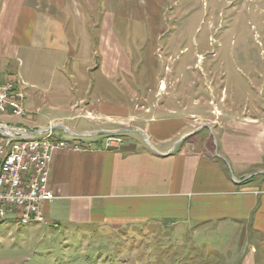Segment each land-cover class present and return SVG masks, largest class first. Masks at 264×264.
<instances>
[{"label": "crops", "instance_id": "crops-1", "mask_svg": "<svg viewBox=\"0 0 264 264\" xmlns=\"http://www.w3.org/2000/svg\"><path fill=\"white\" fill-rule=\"evenodd\" d=\"M80 1L87 28L74 35L66 17L73 0H0V79L14 72L26 102L22 66L37 43L50 42L47 57L59 81L47 88L52 104L67 111L46 122L27 117L32 127L16 126L54 131L61 125L56 136L95 144L55 151L49 186L56 199L43 207L46 223L137 228L160 222L198 238L214 231L217 236L190 246H231L241 252L236 264H259L251 250L264 247V179L251 177L264 174V117L215 116L208 124L198 117L197 82L186 86L169 77L156 83L149 77L159 67L154 55L145 53L141 61L122 49L115 26L124 10ZM91 12L100 20L90 29ZM36 51L33 57L45 58ZM166 71L160 72H173ZM110 133L123 135L124 143L102 147ZM203 135V145L193 146Z\"/></svg>", "mask_w": 264, "mask_h": 264}, {"label": "rangeland", "instance_id": "rangeland-1", "mask_svg": "<svg viewBox=\"0 0 264 264\" xmlns=\"http://www.w3.org/2000/svg\"><path fill=\"white\" fill-rule=\"evenodd\" d=\"M95 1L102 9L114 6L118 12L124 10L123 16L116 19L119 43L137 60L143 61L145 53L154 55L159 67L155 74H149L153 81L170 77L181 85L198 83V103L202 106L198 117H204L208 124L213 125L210 119L215 116L220 117L219 121L264 117V0ZM76 5L73 0L66 14L74 35L87 28L81 25V9ZM133 5L140 12L133 11ZM98 17L89 18L90 29L94 22L98 23ZM34 47L45 58L33 57L37 52L33 49L31 58H26L22 66L28 93L24 102L27 115L3 114L2 122L32 127L27 117L46 122L67 114L59 103L52 104L51 90L47 88L59 81V70L47 57L51 43H37ZM167 66L174 73L160 72H167ZM8 73L15 79L14 72ZM77 76L78 81L85 78L79 71ZM41 86L47 90H41ZM205 136L198 137L193 146L203 145ZM253 178L264 179V174ZM21 224L17 219L0 222V264H236L241 255L231 246L202 247L203 251L190 246L193 242L198 247L207 237L217 236L214 231L198 238L160 222L137 228H99L46 223L44 217L43 221ZM251 251L257 262L264 264V247Z\"/></svg>", "mask_w": 264, "mask_h": 264}, {"label": "built area", "instance_id": "built-area-1", "mask_svg": "<svg viewBox=\"0 0 264 264\" xmlns=\"http://www.w3.org/2000/svg\"><path fill=\"white\" fill-rule=\"evenodd\" d=\"M24 99L15 79H0V116L27 115ZM30 133H38V140L29 141ZM12 135H20V143H12ZM123 143V135L110 133L101 146L115 148ZM94 147V142L84 137L60 138L52 128L40 132L0 121V219L17 217L18 222L44 219V205L56 199L49 186L55 151H83Z\"/></svg>", "mask_w": 264, "mask_h": 264}, {"label": "bare ground", "instance_id": "bare-ground-1", "mask_svg": "<svg viewBox=\"0 0 264 264\" xmlns=\"http://www.w3.org/2000/svg\"><path fill=\"white\" fill-rule=\"evenodd\" d=\"M36 140H38V133H30L29 141H36ZM12 143H20V135H12ZM10 219H17V217H3L2 219H0V222L3 223ZM35 221H43V218H29V220H22L19 223L30 224Z\"/></svg>", "mask_w": 264, "mask_h": 264}, {"label": "water", "instance_id": "water-1", "mask_svg": "<svg viewBox=\"0 0 264 264\" xmlns=\"http://www.w3.org/2000/svg\"><path fill=\"white\" fill-rule=\"evenodd\" d=\"M59 127H62V126L60 125ZM49 129H51V128H49ZM52 129H53V128H52ZM44 130H47V129H41L40 132H42V131H44ZM74 135H76V134H74Z\"/></svg>", "mask_w": 264, "mask_h": 264}]
</instances>
